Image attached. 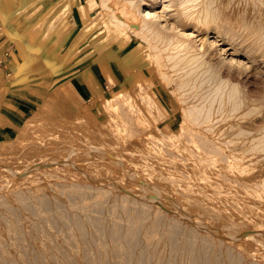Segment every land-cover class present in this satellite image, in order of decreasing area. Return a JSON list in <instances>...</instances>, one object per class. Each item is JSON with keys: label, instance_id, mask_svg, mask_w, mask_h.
Masks as SVG:
<instances>
[{"label": "bare ground", "instance_id": "6f19581e", "mask_svg": "<svg viewBox=\"0 0 264 264\" xmlns=\"http://www.w3.org/2000/svg\"><path fill=\"white\" fill-rule=\"evenodd\" d=\"M43 1L37 14L30 15L34 3L19 6L24 17L13 22L0 1V21L10 33L22 23L27 31L51 10L52 0ZM70 2L44 20L43 46L65 30ZM157 2L98 0L116 35L128 31L145 44L134 46L123 65L146 48L162 83L175 86L176 129L159 131L143 116L134 124L128 114L99 142L19 138L0 148V157L16 155L0 164V264H264V0H169L171 30L159 26ZM77 19L86 34L105 16L92 19L81 7ZM194 32L214 39L204 47ZM69 34L53 52L72 53L68 66L82 54L67 47ZM218 42L235 62L211 50ZM99 67L120 82L106 64ZM87 80L105 113L129 99L124 89L101 98L97 81ZM255 81L261 87L253 93L247 84ZM158 113L151 115L156 122Z\"/></svg>", "mask_w": 264, "mask_h": 264}, {"label": "rangeland", "instance_id": "374dc122", "mask_svg": "<svg viewBox=\"0 0 264 264\" xmlns=\"http://www.w3.org/2000/svg\"><path fill=\"white\" fill-rule=\"evenodd\" d=\"M2 6H5L9 12H11L9 16V21H14V19H23L24 15H22V12H19V6L27 5L34 3L36 5L34 9H32V14H37V6H41V4L44 2L43 0H0ZM70 2V0H52V8L48 13H44L40 18H38L34 24L31 27H27V31L25 30L26 25L24 23L22 27L14 28V30L10 33L6 29V27L1 23L0 21V53L2 51L9 50L10 53L17 52L18 46L17 44H20L24 49L29 50H42V57L41 60H38L37 58H31L30 64L35 65L36 62L39 63V67H35L34 71H37L39 75H44L46 71L49 73L51 70H55V74H63L62 78L64 80L71 78L72 76L81 77L82 75H87L90 72L94 73L96 77H98L99 80H104V85L109 86V90L105 92H100L101 98L109 99L113 98L112 96L113 92H118L124 89V92L129 97L126 100L132 104L133 106L136 105L135 111L136 114H132L135 111L130 109L129 105L127 108L130 109L131 113L128 111L126 112V104L118 102V104H121L120 106L117 104L116 106L119 108L112 111H115V113H105V110L98 108L101 99L99 97H96L95 100L91 105H88L87 107H76V108H54L48 104L42 105L39 109L34 110L27 119L22 120L20 123L16 125V127L12 130V132L5 136L4 138H0V148H3L4 146H7L9 143L14 142L21 138L22 141L27 140H42V141H53L54 143H62L63 145L71 144V142L81 143V144H88L90 141L99 142L101 139V135H108L109 131L113 130L116 131L119 127L122 125H125V121L128 114H131L130 116L133 117L134 115V124H137L139 119H142L143 117L148 122L147 124L150 126H153L154 128H157L159 131L167 125L170 130L176 129L178 125V121L181 114V104L176 98L175 94L172 93L175 86L170 85L167 86L165 83H162V79L159 78L160 75H158V70L154 64V62L148 58L149 52L146 48H143L145 44L141 42L138 38H136L132 33L130 32H119V35H116L114 31H112V27L110 26V21L108 20L109 17L105 11L101 8L100 4L98 3V0H71L70 3V14H67L66 20H65V30L59 32L58 36H53V38L49 41L48 44L43 46V39H42V29H43V23L47 16L52 15L54 12L59 10L63 5ZM84 6H79V5ZM169 6V0H159L154 7L152 8L153 11L159 12L161 17L159 19V26L163 29H170L173 27V21H174V11L173 8L167 7ZM84 7L88 11V15L90 18H96L98 16L104 15L105 19L101 23L98 22L96 27L89 30L86 34H83L78 26V19H77V11H79V8ZM145 7H141V9H144ZM155 8V9H154ZM15 13V14H14ZM24 13H27L24 12ZM29 16V15H28ZM26 17V19L28 18ZM193 30H188L187 33H191ZM100 32V33H99ZM69 34L68 37V43L67 47L71 46V52H75L77 50H81L82 54L79 55L77 58L79 61L78 64H74L68 66V60L71 56L68 57V55L64 54L62 56L61 53H58L57 55H53L54 49L57 46L58 42L61 40V38L65 34ZM88 34V35H87ZM132 34V35H131ZM197 33L194 32V36H196ZM127 37V43H124L121 37ZM196 40L197 44L201 42V40L204 39L202 42L204 44V47H208L209 43H211L214 39L212 35L209 36H202L201 34H197ZM119 36V39L117 37ZM88 38V39H87ZM105 39V40H104ZM130 39V40H129ZM90 40V41H89ZM116 40V41H115ZM118 40V41H117ZM95 42V43H94ZM97 42V43H96ZM141 44L143 47V54L142 56L136 60L133 64L127 66L123 69L124 74L122 73V65H123V57L131 51V49L136 46L137 44ZM71 44V45H70ZM81 44V45H80ZM88 44V45H87ZM91 44V45H90ZM55 45V46H54ZM73 45V46H72ZM75 45V46H74ZM78 47V48H77ZM11 48V49H10ZM213 49H219L221 51V59H225V63H229V60L231 59V56L229 55L231 53V50H228V46L221 45L219 42L212 44L211 50ZM229 51L226 55H224L225 52ZM148 52V54H147ZM67 58H66V57ZM145 57V58H144ZM44 58V59H43ZM76 58H73L71 61L76 60ZM234 59H231L232 61L236 60V57H233ZM86 59V60H85ZM45 60L47 67H45L42 63V61ZM39 61V62H38ZM41 61V63H40ZM122 62V63H121ZM235 62V61H234ZM239 63H242L243 65L247 66V61L245 59H239ZM106 64V68L110 71V74L113 76V72L119 75L120 82L119 84L116 82H111L109 80V77L105 74H102L101 69L99 67L100 64ZM122 64V65H121ZM155 66V67H154ZM63 67V68H62ZM95 67V68H94ZM92 70V71H91ZM94 70V71H93ZM32 73V72H30ZM50 74V73H49ZM88 81V80H87ZM86 81V84L88 85V82ZM125 83L124 87L121 85L122 83ZM260 81V80H259ZM259 81H255V83L247 85H251L249 87V90L253 93H256L260 90ZM258 85H257V83ZM256 84V85H255ZM112 85H115V87H111ZM129 85V86H128ZM132 85V86H131ZM261 85V84H260ZM167 86V87H166ZM142 91L144 94L140 93ZM138 93V94H137ZM140 93V94H139ZM124 94V95H125ZM148 94V95H147ZM141 95V96H138ZM153 99V102L150 100H147L148 97ZM112 96V97H111ZM137 96V97H136ZM141 97V98H140ZM140 101H139V100ZM144 99V100H141ZM134 105H133V102ZM143 101V105L141 103ZM155 108H151V104ZM179 102V103H178ZM138 104V105H137ZM146 104V105H145ZM123 105V106H122ZM142 105V106H141ZM149 107H148V106ZM122 107V108H120ZM147 107V108H146ZM151 108V109H150ZM157 108V109H156ZM121 109H124L123 111ZM150 111H148V110ZM157 111H153V110ZM118 110V111H117ZM121 110V111H119ZM159 110V113L156 116H161L160 121L157 119L159 118H153L151 115L155 117L154 113H157ZM150 112V113H149ZM154 112V113H153ZM180 112V113H179ZM121 117H125V119H122ZM125 114V115H124ZM129 116V115H128ZM143 116V117H142ZM166 117V118H165ZM111 118H113L111 120ZM178 118V119H177ZM114 120V121H113ZM123 124H122V121ZM164 121V122H163ZM157 123V124H156ZM85 124V125H83ZM88 128H87V127ZM156 126V127H155ZM156 129V130H157ZM163 130V129H162ZM7 142V144H6ZM55 144H47V147L49 149L55 148ZM29 147V146H28ZM53 154L50 153V157L52 159H56V156H52ZM16 155H10L8 156V159H6L5 156L0 157L2 161H0V164L10 165L13 160L16 158ZM54 157V158H53ZM56 157V158H55ZM4 158V159H3ZM12 158V160H11ZM8 161V162H5ZM8 163V164H7ZM17 166V164H15ZM19 166L24 165L23 163H19ZM1 255V251H0Z\"/></svg>", "mask_w": 264, "mask_h": 264}, {"label": "crops", "instance_id": "0c3cea01", "mask_svg": "<svg viewBox=\"0 0 264 264\" xmlns=\"http://www.w3.org/2000/svg\"><path fill=\"white\" fill-rule=\"evenodd\" d=\"M17 46V52L4 50L0 53V138L8 136L18 123L44 104L54 108H69L67 100L75 107L91 105L97 96L86 84L88 76L97 81L95 82L99 93L110 88L93 72L88 76H72L66 80L62 78L63 74H55V70H51L50 74L46 71L44 75H39L34 71L39 63L31 65L30 59L33 57L41 60L42 50H23L20 44ZM42 63L47 67L45 60ZM124 68L127 70V66L122 65L123 74Z\"/></svg>", "mask_w": 264, "mask_h": 264}]
</instances>
